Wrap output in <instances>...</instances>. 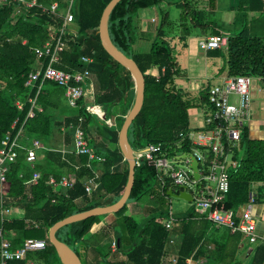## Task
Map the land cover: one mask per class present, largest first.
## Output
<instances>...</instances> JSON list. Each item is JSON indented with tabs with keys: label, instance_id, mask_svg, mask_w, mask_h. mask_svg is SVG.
Here are the masks:
<instances>
[{
	"label": "trees",
	"instance_id": "trees-1",
	"mask_svg": "<svg viewBox=\"0 0 264 264\" xmlns=\"http://www.w3.org/2000/svg\"><path fill=\"white\" fill-rule=\"evenodd\" d=\"M36 1L49 3L52 0ZM162 1L179 9L180 39L186 37L188 26H200L202 31L226 35L224 48L205 51L207 56L223 59L220 69L226 66L224 75L253 76L264 84V0H227L226 9L234 15L226 29L217 25L216 0H206V10L194 7L192 0H119L108 14L106 29L111 43L134 61L144 81L141 106L126 130L130 149L136 151L148 143L160 142L168 146L169 154L190 152L188 141L176 142L177 133L189 128V110L211 108L207 103L209 84L191 93L174 83L175 77L185 74L172 53L169 43L172 36L165 35L169 26L166 13L160 17L148 49L133 51L138 37L136 11ZM107 2L72 0L70 11L75 37L68 40L53 66L65 72L88 69L94 103L114 122L110 127L85 112L83 98L78 99L75 106H68L63 89L56 84L43 82L36 96L35 87L25 84L36 60L33 48L43 44L48 37V26L60 25L61 18L41 12L36 6L24 8L20 5L22 10L16 13V2L12 0L0 4V138L5 133L14 135L22 127L27 138L22 141L25 146L31 138L41 145L32 167L26 163L23 149H17L15 160L9 163L4 204L14 208L17 214L10 215L7 220L0 219V229L2 236L12 234L8 239L12 249L26 238L43 239L46 243L44 248L28 251L23 258L8 260L5 264H29L30 261L62 264L48 242L47 229L67 215L112 204L125 185L127 164L116 139L123 116L132 103L133 81L129 72L103 50L98 39V20ZM81 56L90 57L91 62L84 64ZM41 61L45 64L47 59ZM34 96V104L40 110L33 108V115L27 117L31 106L28 99ZM69 122L73 124L71 127H68ZM76 125L81 127L87 146L100 160H88L86 155L73 153L72 134ZM230 160L228 189L221 206L236 210L247 201L250 192L255 203L264 204V186L253 189L255 183L264 184V134L251 135L243 128ZM33 171H37L39 177L31 184L27 181ZM62 175L74 177L70 188L47 183L49 176L57 182ZM94 175L98 185L86 195L83 180ZM178 192L169 183L160 188L152 167L140 162L134 165L127 200L112 213L115 217L112 230L108 227L101 230L103 241L113 234L114 250L109 246L112 240L93 246L88 242L91 227L104 215L68 223L59 227L54 235L74 251L80 264H86L89 249L95 253L90 264H159L161 257L168 253L167 240L172 234L179 236L175 264H187L186 259L196 261L195 264H264V251L258 242L243 241L240 233H230L225 227L213 225L192 207L175 212L176 221L169 231L166 230L162 224L166 217V200L170 194ZM129 203L150 204L151 207L137 218L129 209L125 212ZM206 245H210L213 252L205 254ZM199 257L203 258L201 262Z\"/></svg>",
	"mask_w": 264,
	"mask_h": 264
},
{
	"label": "built area",
	"instance_id": "built-area-1",
	"mask_svg": "<svg viewBox=\"0 0 264 264\" xmlns=\"http://www.w3.org/2000/svg\"><path fill=\"white\" fill-rule=\"evenodd\" d=\"M7 0H0L4 4ZM16 2L15 12H21L24 8L36 6L41 12L52 14L61 18L60 25L48 26V37L39 47H34L33 52L36 60L33 69L28 72L25 84L35 87V96L40 91L43 82L49 81L63 89V96L68 106H75L76 101L83 98V108L85 112L94 115L102 120L107 126H114V122L105 117L103 108L94 103L93 84L90 73L87 68L65 72L55 68L54 63L58 62L59 53L66 48L67 42L75 37V31L72 28L73 16L70 11L72 0H52L49 3H41L36 0H12ZM21 9V10H20ZM226 35L207 34L197 41V45L202 50L219 49L226 46ZM47 62L43 64L42 59ZM80 61L89 64L91 58L81 56ZM251 76L248 75H222L218 81L207 88L208 105L211 107L207 111L203 108L199 110V117L196 119V126L190 127L185 131L177 133V140L188 141L191 145L190 152H176L169 154L167 145L163 143H148L142 148L133 151L132 156L134 164L144 163L152 167L155 173L159 187L169 183L188 193L191 197L192 209L198 214L203 215L206 220L215 226H222L228 229L230 233L238 232L248 243L258 242L264 251V218L262 220V230L258 232L257 222L259 218L254 215V199L252 192L249 193L247 201L236 210L223 208L221 201L228 189L227 166L230 163V155L234 148L238 146L240 135L243 128H247L248 133L257 130L252 126L250 112L251 96L248 84ZM35 96L29 98L31 103L27 111V117L33 115L35 106ZM233 97V99H232ZM20 107V103L16 102ZM40 110V109H39ZM194 114L197 112L194 109ZM80 121V118L78 119ZM15 124L11 123L10 128ZM73 124L69 122L68 127ZM257 128V126H255ZM63 130V127H60ZM22 127L11 135L5 133L0 138V219L7 220L11 215L12 208L4 204L6 197L5 176L8 171L9 163L15 160L17 149L25 151L24 159L32 167L36 159V151L41 148L39 141L35 138L28 140L25 146L22 141L26 140ZM176 143V144H177ZM73 153L76 155H86L88 160L101 158L96 156L87 146L83 130L79 125L73 128L72 134ZM185 154V157H177ZM191 154L197 163L198 178L194 179L191 175V169L188 166ZM180 163L181 166H175ZM39 177L37 171L31 173L28 183H36ZM96 175L86 177L83 180V189L86 195L97 187ZM74 182L73 176H60L59 180L54 181L49 176L47 183L70 188ZM199 182L198 189L196 183ZM176 221L174 212L166 203V217L162 224L166 230H170ZM172 243L171 237L167 240ZM43 239L26 238L22 244L16 248H11L9 242L2 236L0 229V264L12 259H21L28 251L40 250L44 248ZM110 249H115V240L110 242ZM176 255L165 253L159 264H175Z\"/></svg>",
	"mask_w": 264,
	"mask_h": 264
},
{
	"label": "crops",
	"instance_id": "crops-1",
	"mask_svg": "<svg viewBox=\"0 0 264 264\" xmlns=\"http://www.w3.org/2000/svg\"><path fill=\"white\" fill-rule=\"evenodd\" d=\"M191 3L197 9L206 10V8H207L206 7V0H192ZM164 4H165V6L167 5L166 3H164ZM227 4H228V2H227ZM158 5L159 4H157V6ZM155 6L140 9V11L138 13V16L136 15V22H137V25H138V29H137V36L138 37H137V40L134 42L133 51H146L148 49L150 41L154 37L155 29H156V27L158 25V24L157 25H155V24L159 22L155 11L156 10H158V11L160 10V7L155 8ZM167 6H170V5H167ZM216 7H217V5H215V8ZM224 9H226V6L224 7ZM214 11H215V9H214ZM164 13H166L167 21L169 23L168 24L169 25L168 28L165 29V35L168 38L170 36H172L173 37L172 40L177 39V42L175 44L174 43H172V44H173L174 47L176 45L178 47H181L180 49L182 50V53L183 54L185 53V55H186V68L185 67L184 68L187 69L189 72L193 69L196 74H200V72H201L200 69H203L204 66L207 67L208 64H211V65L213 64V66H211V67L214 68V66H216L215 64H217V61L216 62L214 61V60H216V57L207 56V53L205 52L206 50L205 51L202 50L204 56L202 58H200V57L196 58V57L192 56L193 53L191 54L192 51L190 49V48H194L193 47L194 42H195V44H197V41L201 37H203V36H205L207 34H212V33H209L208 31H202V28L200 26H197V27L188 26L186 28V31H185L186 32V35H185L186 37L182 40L179 37L181 35V28L178 25L179 14H176L177 16L173 17V16H170L169 11H167V12L165 11ZM215 15H216L215 19H216L217 25L219 27H221L222 24L229 25L231 23V21H232V20L230 21L228 18H226V16L223 15V14H221V16L219 17V13L218 12H216ZM248 15H250V13ZM212 58H214V60L212 62H210V60ZM200 59L203 62H200ZM178 65L180 66L179 63H178ZM189 68H192V69L189 70ZM216 69L217 68H215L214 70L216 71ZM153 71L155 72V70H153ZM188 77L189 76L187 74V76L185 78L188 79ZM191 110L194 111V109H191ZM256 133H258V131ZM136 206H138V208L143 210V215L146 214L150 210L149 207H151L150 204H144V206H142V205H138V204H135V203H131L130 206H129V212L130 213H135V212H132V208L133 207L135 208ZM252 211H253L254 215L259 218V220L257 222V229L256 230L258 232H261L262 226H263L262 225V220L264 218V204L255 203L254 207L252 208ZM136 213H138V212H136ZM15 214H17V211L14 208H12L11 215H15ZM113 224H115V217L112 215V213L104 214V216L101 217L99 219V221L97 223H95L91 227L92 235L89 237V240H88L90 246H93V245H95L98 242L100 243V242H105L106 240L107 241L108 240H114V236H113L112 233H110V235L104 241L102 240V234H101L102 228L108 227V228L111 229ZM109 226H111V227H109ZM11 236H12L11 233H6L3 237L9 242L8 239H10ZM46 236H47V234H46ZM170 237L172 238L173 242L172 243H167V246H166L167 250H168L167 252L169 254H174L175 251H176V248H177V242H178V237L179 236H178V234H172ZM242 240L245 241L244 239H242ZM210 248H211L210 245H206L205 254L206 253L210 254V252H209ZM249 249L250 248H248L247 250H249ZM94 257H95V253H93L89 249V251H88V253L86 255V260H85L86 264H90L91 262H93ZM198 260H199V262H201L203 260V258L199 257ZM195 262L196 261H192L191 259H186V263L187 264H195ZM29 264H33V262L30 261Z\"/></svg>",
	"mask_w": 264,
	"mask_h": 264
},
{
	"label": "water",
	"instance_id": "water-1",
	"mask_svg": "<svg viewBox=\"0 0 264 264\" xmlns=\"http://www.w3.org/2000/svg\"><path fill=\"white\" fill-rule=\"evenodd\" d=\"M119 0H108V2L103 7L99 20H98V26H97V35L100 42L101 47L103 50L119 65H121L123 68H125L132 78L133 81V99L131 106L127 110L126 114L123 116V120L119 126L118 132H117V139L116 144L117 147L122 155L123 160H125L127 164V174H126V182L123 187V190L120 194V196L117 198L115 202L109 205H103V206H94L87 210H83L80 212H76L70 215H67L63 217L60 220L55 221L48 229H47V239L50 245L53 246L55 251L57 252L61 262L63 264H80L79 258L74 253L72 249H70L67 245H65L63 242L59 241L55 235L54 232L61 226L66 225L68 223L89 217V216H96V215H104V214H110L114 213L117 210H119L122 205L125 203V201L128 198V195L130 193V189L132 187L133 182V168H134V160L132 156V150L130 149L127 139H126V130L128 125L130 124L131 120L134 118L136 113L138 112L143 98V77L139 69L137 68L134 61L125 56L121 51H119L110 41L107 29H106V23L107 18L110 10L115 5V3ZM189 158L188 166L191 169V175L194 179L198 178V172H197V163L195 158L188 154L186 155ZM179 157H185V154H180ZM199 182L196 183V189H198ZM170 190H168L169 192ZM170 196H175L177 198H182L186 201H190L191 197L188 193H185L184 191L180 190L176 194H170ZM117 241V240H116ZM66 257V262L62 259V256Z\"/></svg>",
	"mask_w": 264,
	"mask_h": 264
},
{
	"label": "rangeland",
	"instance_id": "rangeland-1",
	"mask_svg": "<svg viewBox=\"0 0 264 264\" xmlns=\"http://www.w3.org/2000/svg\"><path fill=\"white\" fill-rule=\"evenodd\" d=\"M167 5H170L168 3H166ZM215 4L217 5V7L215 8L214 14H216V12L219 13V17L221 16V14L225 15L226 18H228L230 21L233 19V15L234 12L230 11V10H226L224 9V7L227 4V0H216ZM165 6L164 2H160L159 5L155 6V8L160 7V10H156L155 13L157 15L158 21L160 20V17L163 15V13L166 11H169L170 16H177L176 14H179V9L177 7H175L174 5H170V6ZM164 9V10H163ZM168 9V10H167ZM140 9L136 11L135 15L138 16ZM163 13H162V12ZM222 12V13H221ZM216 17V15H215ZM148 19V18H147ZM158 23H156L155 25H157ZM222 24L221 27H223V29L227 27V25ZM196 36V35H195ZM173 38V37H172ZM172 38H169V43L170 45L173 47L172 53L176 58V61L180 64V67L182 68V72H184L185 76L184 77H175L174 78V83L180 87L183 88V90L185 89V91H189L191 93H195L196 91H198L201 87H203L206 84L212 85L214 83H216L218 81V78L223 75L225 73L226 70V66H223V68L220 69L223 59L218 57L216 58V60H214V58H212L210 60V62H212L213 60L216 62L217 64H215L216 66H214V68H212L211 66H213V64H208L207 67L204 66L203 69H200L201 72L200 74H196L194 72V70L192 68H189V70H191L190 72L185 69L186 68V55L185 53H182V50L180 49L181 47H178L177 45L174 47L172 43H176L177 39L172 40ZM151 39V38H150ZM171 41V42H170ZM194 48H190L191 49V54L192 56L196 57V58H202L204 56L202 49H200L198 47L197 44L193 45ZM200 62H203L200 59ZM192 63V62H191ZM196 66V65H195ZM194 66V67H195ZM185 67V68H184ZM215 68L216 71L214 70ZM187 70V71H186ZM187 72V73H186ZM192 75H191V74ZM188 74V79H186L185 77ZM248 89H249V93L251 96V102H250V112H251V118H252V126L257 129L256 131L253 130L252 128V132L251 135H256V136H260V134H264V84L262 83V81H260L257 77H251L249 84H248ZM233 99V97H232ZM195 111L197 112L196 114H194L195 112L192 110H189L188 112V120H189V126L190 127H195L196 126V119L199 117V110L195 109ZM118 110H115V113H118ZM117 117H115L116 120ZM257 126V128L255 127ZM258 131V133H256ZM105 144L104 141H101ZM73 147V145H72ZM238 150V149H236ZM175 166H181L180 163H175ZM256 186H264V184H259V183H255L253 184V189L256 188ZM169 203V205L171 206L173 212H177V211H181L185 208L188 207H192L191 205V201H186L182 198H177L175 196H169V198L166 200V203ZM131 203H129V205L126 206V210L129 209L128 206H130ZM144 206V205H142ZM132 213L133 215H135L137 218H140L143 215V210H141L140 208H138V206H136L135 208H132ZM138 212V213H136ZM175 215V214H174ZM209 252H213L212 248L209 249Z\"/></svg>",
	"mask_w": 264,
	"mask_h": 264
},
{
	"label": "bare ground",
	"instance_id": "bare-ground-1",
	"mask_svg": "<svg viewBox=\"0 0 264 264\" xmlns=\"http://www.w3.org/2000/svg\"><path fill=\"white\" fill-rule=\"evenodd\" d=\"M62 256V259L66 262V257L65 256H63V255H61Z\"/></svg>",
	"mask_w": 264,
	"mask_h": 264
}]
</instances>
